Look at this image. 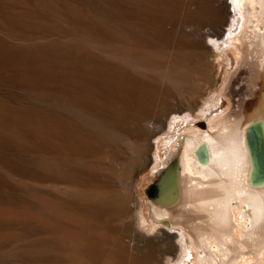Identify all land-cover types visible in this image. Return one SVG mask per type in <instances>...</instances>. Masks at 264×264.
Masks as SVG:
<instances>
[{"label":"bare ground","instance_id":"6f19581e","mask_svg":"<svg viewBox=\"0 0 264 264\" xmlns=\"http://www.w3.org/2000/svg\"><path fill=\"white\" fill-rule=\"evenodd\" d=\"M10 1L0 0V28L5 23L45 31L54 29L35 11L23 7L19 1ZM83 1L93 14L111 17L116 23L148 29L164 46L171 45L172 37H182L185 27L194 25L195 7L200 9L202 2H209ZM230 1L233 14L228 10L230 20L226 28L211 43L221 54L236 43L246 45L249 57L251 53L254 56L251 55V60H244L243 63H248L264 80V0ZM77 82L72 81V85ZM86 83L89 87L84 95L88 97L91 92L94 95V88L97 87L87 80ZM131 89L128 87L123 96H119L122 97L120 104L137 102L130 93ZM118 93L120 95V90L110 85L105 88L104 95L112 97ZM258 96L250 118L238 114V118L231 120L219 112L217 104L207 102L198 114L199 118L207 121L206 126L204 121L197 124L203 130L193 128L191 120L194 116L189 113L173 117L169 130L178 128L173 136L160 139L165 157L160 158L162 169L156 174L158 191L169 185V166L174 165V170L172 185L150 207V216L155 223L151 229L161 223L176 231L181 230L178 236L157 230L168 240H176L179 255L174 264H264V184H248L249 158L244 144V126L249 121L259 120L264 131V90L258 92ZM20 100L0 97V264H162L163 255L176 253L173 243L172 246L166 239L159 256L132 253L134 248L145 242L142 237L136 238L132 230L136 218L134 210L137 208L130 194L132 178L127 180L122 172L114 170L113 165L103 167L99 162L90 160L91 156L98 154V147L94 144L92 147L85 146L93 138L92 130L109 139L119 140L124 138L122 135L125 132L120 126L113 123L105 127L76 108L61 106L69 118L84 126L82 128V125L71 122L67 124L54 113L35 111ZM138 100L141 102L142 99ZM163 107L162 103L156 108L149 106L143 109L137 119L142 128L153 124L150 114L162 111ZM177 113L180 116L181 112ZM136 133L137 136H144L140 131ZM126 135L127 139L121 140L124 145L115 144L113 147L128 156L129 163L124 166L128 171L132 167L131 162L139 159L145 141L129 133ZM200 144L206 154L203 163L198 154ZM96 157L95 160L99 159ZM101 157L104 158L103 155ZM107 171L117 175L115 183L121 187L120 191L114 189L113 179L105 176ZM57 194L65 198H59ZM107 205L111 206L109 213ZM105 215L112 219L104 218ZM122 231L128 235H122Z\"/></svg>","mask_w":264,"mask_h":264},{"label":"rangeland","instance_id":"374dc122","mask_svg":"<svg viewBox=\"0 0 264 264\" xmlns=\"http://www.w3.org/2000/svg\"><path fill=\"white\" fill-rule=\"evenodd\" d=\"M17 1L28 10H33L41 15L54 29L49 32L18 25L8 26L5 23L3 28H0V97L21 99L20 101L35 111L54 113L67 124L71 122L81 126L82 124L74 118H69L61 106L67 109L69 107V109L76 108L95 119L97 124L100 123L107 127L116 123V126H120L119 128L125 132L129 131L128 133L136 136L138 140H144L145 146L142 147L139 159L131 162L132 167L128 171L124 168L129 163L128 156L123 152L119 153L114 148L115 144L124 145L121 140L127 139L126 134L128 133L124 132L122 139L112 140L91 129L93 138L85 146L92 147L94 144L98 147V154L93 155L94 160L91 156L92 162H99L103 167H106L104 166L106 164L113 165L114 170L122 172L127 180L129 177L132 178L130 194L137 203V208L134 210L136 218L132 230H134L136 238L142 237L145 242H142L144 245L140 243V249L139 246L133 249L137 253L133 250L131 252L133 251L132 253L135 255L139 252V256L141 253L150 257L159 256L163 252V244L168 239L157 230L162 229L176 236L181 233V230L176 231L161 223L156 224L154 230L151 229L155 223L150 216V207L153 202L159 201V198L158 200L154 199L157 192L156 184H158L155 182L156 174L162 169L160 158L164 159L165 157V150L160 139L173 136L178 128L169 130V123L173 117L179 118L187 116L189 113L194 116L191 120L193 128L203 130L197 124L204 121L206 126L207 121L205 118H199L198 114L199 109L207 106V102L217 104L220 107L219 112L231 120L238 118L240 115L236 109L241 108L244 105L242 100L248 98V77L242 73L244 65L239 64V61L242 55L241 62L249 60L251 55L254 56V53H251L249 57L247 46L238 43L226 48L224 54L213 47L212 40H216L230 20L227 6L223 0H208L209 2H202L200 9L195 7L196 13L192 18L194 19L192 24L195 21L194 25L184 28V37L176 35L174 36L175 40L174 37L170 40L171 45L165 46L146 28L128 23H116L115 19L111 17H109L110 19L104 18L95 12L93 14V11L88 8V5H85L86 2L83 0H14V2ZM62 2L68 4L64 5ZM95 17L96 19H94ZM102 26L103 29H101ZM160 46L162 47L160 48ZM21 78L25 80L23 81ZM86 80L89 84L97 87L94 88V95L91 92L88 97L87 94L84 95L85 90L87 91V87H89ZM72 81L73 83L74 81L78 82L76 85H72ZM110 85L117 88V91L120 90V95L119 93L112 97L108 94L104 95L105 88ZM128 87L132 88L130 93L134 95L132 97L137 99V102L127 104V106L120 104L122 97L119 96H123ZM138 98L143 100L144 105ZM162 103L164 105L162 111H152L153 113L150 114L153 124L142 128L139 120L137 121L141 117L140 112L149 106L156 108ZM105 105L106 112L103 111ZM178 111L181 112L180 116ZM138 131L142 132L145 137L137 136L136 132ZM95 157L99 158L96 159L98 161L95 160ZM106 175L111 177L115 183L117 175L114 176L109 171ZM102 180L100 179V181ZM114 185H116L114 188L116 191L121 190L118 183ZM61 196L57 194V197L65 198ZM110 208L111 206L107 205L108 213ZM163 209L166 208L163 207ZM167 212L169 211L167 210ZM104 218L112 219L106 215ZM143 219L144 221H142ZM120 233L128 235L124 231ZM167 242L171 245L173 243L176 253L163 255L162 264H174L179 255L177 245H175L176 240L170 239Z\"/></svg>","mask_w":264,"mask_h":264},{"label":"water","instance_id":"95a60500","mask_svg":"<svg viewBox=\"0 0 264 264\" xmlns=\"http://www.w3.org/2000/svg\"><path fill=\"white\" fill-rule=\"evenodd\" d=\"M227 4V9L233 14L232 4L230 0H224ZM244 65L242 73L247 78V91L248 98L242 100L243 106L236 109V112L242 114L245 118H250L253 114V109L258 102V92L264 90V80L262 75H257L254 68L249 66L248 63L240 62ZM244 144L247 149L249 158V169L247 173L248 184L250 186H258L264 184V131L259 120H251L244 126ZM198 154L200 162L206 159L205 149L202 144L198 146ZM174 165L169 166V185L163 187L158 191V184H156V194L154 199L158 198L166 192L167 188L172 185Z\"/></svg>","mask_w":264,"mask_h":264}]
</instances>
